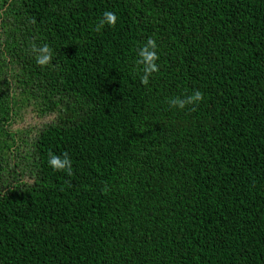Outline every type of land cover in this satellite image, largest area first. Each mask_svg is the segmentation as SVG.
<instances>
[{
	"label": "trees",
	"instance_id": "trees-1",
	"mask_svg": "<svg viewBox=\"0 0 264 264\" xmlns=\"http://www.w3.org/2000/svg\"><path fill=\"white\" fill-rule=\"evenodd\" d=\"M23 107L56 115L32 184L3 174ZM0 264H264V0H0Z\"/></svg>",
	"mask_w": 264,
	"mask_h": 264
},
{
	"label": "clouds",
	"instance_id": "clouds-1",
	"mask_svg": "<svg viewBox=\"0 0 264 264\" xmlns=\"http://www.w3.org/2000/svg\"><path fill=\"white\" fill-rule=\"evenodd\" d=\"M117 22V16L114 12L104 11L101 19L99 20L95 30L99 32L101 28L106 24L110 27L115 26ZM31 50L35 54V62L37 65L43 67L47 66L53 58L51 48L45 44L43 46L37 47L35 44L31 45ZM139 59L136 61L137 65L142 66V75L140 77V82L143 85H148L149 77L158 71L157 60L159 59L157 55V44L154 38L149 37L146 43L138 52ZM203 99V94L197 90L190 95L184 97H173L169 99L168 103L170 106L178 109H184L187 105H195ZM49 166L57 171L67 170L68 175H72L71 161L68 158L67 153L57 156L51 152L48 153Z\"/></svg>",
	"mask_w": 264,
	"mask_h": 264
},
{
	"label": "rangeland",
	"instance_id": "rangeland-1",
	"mask_svg": "<svg viewBox=\"0 0 264 264\" xmlns=\"http://www.w3.org/2000/svg\"><path fill=\"white\" fill-rule=\"evenodd\" d=\"M56 121V115H47V116H39L32 107H23L19 112L14 115L12 121L10 122V126L8 127V132L10 133L7 140L11 143V139L14 137L13 133L17 139H19V143L15 148H11L10 150H5L3 166L6 167L3 172L5 182L6 180H10L9 174L15 175L18 172L21 177L19 178L22 182L26 184H32L33 178L30 175L31 172V143L33 144V140L36 138L37 132L42 129L45 125L53 124ZM11 152H15L11 154ZM16 177V182L19 180ZM10 182V181H9ZM8 182V184H9ZM15 182V183H16Z\"/></svg>",
	"mask_w": 264,
	"mask_h": 264
},
{
	"label": "flooded vegetation",
	"instance_id": "flooded-vegetation-1",
	"mask_svg": "<svg viewBox=\"0 0 264 264\" xmlns=\"http://www.w3.org/2000/svg\"><path fill=\"white\" fill-rule=\"evenodd\" d=\"M40 130H42V129H40ZM40 130H39V131H40Z\"/></svg>",
	"mask_w": 264,
	"mask_h": 264
}]
</instances>
